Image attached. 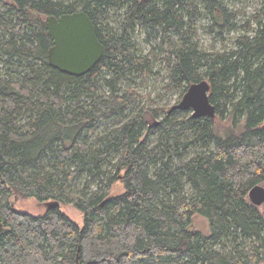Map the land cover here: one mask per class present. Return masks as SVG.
Instances as JSON below:
<instances>
[{
	"label": "trees",
	"instance_id": "16d2710c",
	"mask_svg": "<svg viewBox=\"0 0 264 264\" xmlns=\"http://www.w3.org/2000/svg\"><path fill=\"white\" fill-rule=\"evenodd\" d=\"M79 10L106 51L74 76L50 65L45 18ZM258 14L253 29L226 0H0V264H264V212L248 197L264 183ZM203 18L215 41L234 33L230 48L204 47ZM140 34L166 46L181 96L210 83L226 133L217 116L143 99L136 83L154 66ZM119 182L124 192L111 195ZM14 196L73 205L83 223L61 206L18 210ZM198 214L208 234L195 229Z\"/></svg>",
	"mask_w": 264,
	"mask_h": 264
},
{
	"label": "water",
	"instance_id": "95a60500",
	"mask_svg": "<svg viewBox=\"0 0 264 264\" xmlns=\"http://www.w3.org/2000/svg\"><path fill=\"white\" fill-rule=\"evenodd\" d=\"M45 26L52 45L48 51L51 66L61 72L83 76L90 72L103 58L106 46L98 37L95 23L90 15L83 11L64 13L60 16L46 17ZM211 85L207 80L192 83L182 99L172 105L169 113L175 110H191L193 117L215 118L216 107L210 99ZM248 197L256 206L264 204V185L253 186ZM49 206H61L57 201ZM4 228L0 225V232Z\"/></svg>",
	"mask_w": 264,
	"mask_h": 264
},
{
	"label": "rangeland",
	"instance_id": "374dc122",
	"mask_svg": "<svg viewBox=\"0 0 264 264\" xmlns=\"http://www.w3.org/2000/svg\"><path fill=\"white\" fill-rule=\"evenodd\" d=\"M10 2L11 0H5ZM226 4L229 7L231 13L235 14V21L241 25L250 22L253 29L257 26V16L258 10L263 9L264 5L262 0H226ZM110 23L113 25L116 23L115 19L110 17ZM46 19V18H45ZM200 28V34L202 36L201 42L204 47H213L214 45L221 48L226 47L231 43L234 37V33H226V43L215 41L213 35L207 32V27L210 24L208 18H203L197 22ZM140 47L143 49L144 54H151L153 61L154 72L146 79L138 80L137 89L140 94L144 95V100H149V104L154 107H170L178 103L183 95L181 89L170 86V81L168 78V63L166 52L163 51L166 46H153L152 42H148L147 36L140 34L139 36ZM232 45L228 46L230 48ZM170 86V87H169ZM145 95H149L146 97ZM143 103V102H142ZM144 105V103H143ZM162 117L153 118L151 122L155 120H160ZM230 119H220L219 116L215 118V125L219 133H226L230 126ZM264 185V183H261ZM124 192V187L122 183H116L111 189V195H119ZM12 202L18 210L25 211L34 215H42L48 208V202H39L35 198H19L12 197ZM259 211L264 212V204L257 206ZM62 211H64L69 217L78 224L82 225L83 216L82 213L76 209L73 205H61ZM195 229L201 230L203 233L208 234L210 232L209 221L206 217L201 215L194 216Z\"/></svg>",
	"mask_w": 264,
	"mask_h": 264
}]
</instances>
